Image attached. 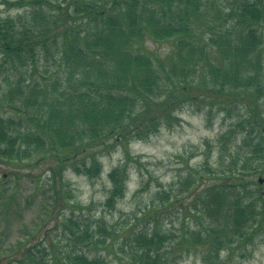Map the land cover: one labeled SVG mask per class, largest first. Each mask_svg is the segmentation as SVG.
Instances as JSON below:
<instances>
[{
  "label": "trees",
  "instance_id": "16d2710c",
  "mask_svg": "<svg viewBox=\"0 0 264 264\" xmlns=\"http://www.w3.org/2000/svg\"><path fill=\"white\" fill-rule=\"evenodd\" d=\"M223 2H228L226 12L220 0H32L28 22L0 15L2 64H30L36 71L38 50L50 46L64 73L49 88L33 83L28 95L16 84L22 106L31 94L41 96L35 98L33 109L24 110L23 127L0 116V161L13 164L41 154L35 160L39 163L52 157L51 194H65L70 200V182L64 179L69 168L88 179L99 178L101 154L125 148L134 138L145 139L162 125L171 126L175 112L185 104L223 110L238 104L251 114V121L234 124L251 126L240 142L249 153L242 169L248 166L263 180L264 0ZM17 3L20 7L25 2ZM147 40L171 41L173 47L166 56L155 57L144 47ZM238 156L239 151L231 156V165ZM129 159L126 156L108 172L104 208H114L127 193ZM256 159L259 163L253 166ZM233 178L236 181L230 185H212L197 196L199 202L188 212L196 229L190 231L184 221L180 227L179 244L203 245L204 264H220L217 255L224 249L264 233L262 200L255 203L242 194L236 189H244L242 177ZM182 182L187 186L194 181L188 175ZM14 194L5 185L0 189L5 206L15 200ZM163 197L164 192L156 191L157 201ZM70 216L63 223L75 249L53 251L51 264H107L104 257L81 250L104 245L105 240H94L89 226ZM142 216L154 222L150 229L128 234L125 264H169L168 231L161 230L156 214ZM92 230L107 239L114 231L100 220ZM36 256L30 248L22 253L26 264H50Z\"/></svg>",
  "mask_w": 264,
  "mask_h": 264
},
{
  "label": "rangeland",
  "instance_id": "374dc122",
  "mask_svg": "<svg viewBox=\"0 0 264 264\" xmlns=\"http://www.w3.org/2000/svg\"><path fill=\"white\" fill-rule=\"evenodd\" d=\"M23 1L25 3L19 7L18 0H0V15L19 17L21 22H28V14L33 9L30 4L32 0ZM223 1L220 0L221 8L226 12L228 2ZM262 31L264 34V27ZM172 44L171 41L147 40L144 47L155 57L162 58L172 49ZM55 52V48L50 46L43 52L38 50L36 71H32L36 67L32 68L30 64L19 67L4 65L0 57L1 117L13 118L21 126L27 125L23 120L24 110L33 109L36 106L32 105L35 98L41 95L33 97L31 94L25 107L20 105L14 87L19 82L22 94L28 95L33 83L41 86L46 83L49 88V83L55 78L62 79L64 73ZM260 52L264 58V45ZM5 76L7 78L3 81ZM239 107L234 104L223 110L215 106L197 108L194 104H185L175 112L176 120L171 126L162 125L145 139L134 138L125 148L117 146L101 154L102 174L99 178L88 179L71 168L66 170L64 179L70 182V200H66L65 194L55 197L51 194L48 179L49 169L55 164L52 157L39 163H35V160L41 154L13 164L0 161V189H4L5 185L8 191L15 192V200L8 207L0 198V264H26L22 258L26 248L50 264L53 251L75 249L69 229L63 223L64 218L70 215L73 221L78 218L81 226H89L94 240L106 242L104 245L83 248L82 251L90 256L104 257L107 264H125L128 234L150 229L154 222L153 219L141 217L146 212L158 216L161 230L168 231L167 236L172 239L171 247L166 250L169 264H204L203 245L190 242L179 244L183 221L190 231L196 229L195 220L188 212L194 202H199L196 198L201 192L216 184L230 185L236 181L233 177L237 175L242 177L244 189L243 186L236 189L255 203L261 199V207H264V179L258 185V175L251 172L248 166L242 169L243 158L248 157L249 153L248 147L240 142L245 132L251 131V126L244 123L237 128L234 124L243 119L251 121V114ZM236 151H239V156L233 166L231 156ZM126 156L130 158L127 193L114 208H104L103 202L110 189L107 174ZM258 163L256 159L252 165L257 166ZM188 175L193 178V184L181 185ZM171 189L177 192V197L173 196ZM156 191L164 192L161 202L155 198ZM98 220L114 230L108 239L92 230ZM263 234H256L250 241L234 243L232 247L224 249L217 255L218 263L264 264ZM37 249L45 254H38Z\"/></svg>",
  "mask_w": 264,
  "mask_h": 264
},
{
  "label": "water",
  "instance_id": "95a60500",
  "mask_svg": "<svg viewBox=\"0 0 264 264\" xmlns=\"http://www.w3.org/2000/svg\"><path fill=\"white\" fill-rule=\"evenodd\" d=\"M259 182L261 183V182H262V180L260 179V180H259Z\"/></svg>",
  "mask_w": 264,
  "mask_h": 264
}]
</instances>
